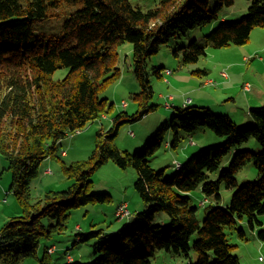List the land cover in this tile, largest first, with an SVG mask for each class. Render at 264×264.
Segmentation results:
<instances>
[{"label":"trees","instance_id":"16d2710c","mask_svg":"<svg viewBox=\"0 0 264 264\" xmlns=\"http://www.w3.org/2000/svg\"><path fill=\"white\" fill-rule=\"evenodd\" d=\"M211 1L162 0L144 11L129 0H0V156L13 174L22 207V214L0 230V264H22L27 257L37 264H54L53 253L48 252L53 246L38 257L40 238L51 239L57 227L63 230L72 210L112 202L108 194H89L92 175L109 161L123 170L135 169V189L147 208L138 212L134 224L115 236L106 235L89 264H152L161 251L187 260L192 250L197 258L191 264H242L225 231L233 230L247 242L245 221L250 229H259V241H264V105L250 109L252 121L245 126L203 106L175 107L172 120H164L137 152L120 150L115 142L121 124L137 122L157 109L148 106L154 89L147 64L169 40L203 28L195 41L173 50L180 63L188 65L207 56L209 49L245 45L255 28H264V0H248V14L238 22L227 21L220 13L234 0H218L213 8ZM66 7L70 10L60 18L64 19L60 34L36 31L37 23L54 19V13L61 14ZM215 21L221 24L206 32ZM125 43L133 46L134 74L141 86L134 97L139 102L136 113L115 117L112 128L99 134L89 159L62 166L63 174L75 180L69 190L47 192L33 203L30 187L42 161L54 157L62 139L110 111L102 94L122 73L117 55ZM62 68L69 69L67 75L54 80L51 76ZM163 70L155 68L160 78ZM206 130L221 141L197 154H183L184 168L177 173L166 176L164 166L157 169L152 164L151 159L177 151L184 138ZM251 139L262 149H247L244 145ZM228 156L229 165L223 167ZM249 164L257 173L250 170L244 176H253L254 181L248 179L233 192L229 207L211 208L201 224L194 193L219 202L222 187L237 188V176ZM168 166L173 168V161ZM162 215L168 221L163 218L161 224L157 219ZM45 220L57 225L45 227ZM77 231L75 244L103 232L85 234L80 226Z\"/></svg>","mask_w":264,"mask_h":264},{"label":"rangeland","instance_id":"374dc122","mask_svg":"<svg viewBox=\"0 0 264 264\" xmlns=\"http://www.w3.org/2000/svg\"><path fill=\"white\" fill-rule=\"evenodd\" d=\"M129 1L135 8L138 7L144 11H148L154 8L159 1L162 0ZM217 1L218 0L211 1V8L215 6ZM249 6L250 1L248 0H234V5L232 7L225 8L220 12L221 17L226 15V19H229L227 21L238 22V20H241L248 14L247 11ZM69 10L70 8L68 7L63 8V13H54V19L37 23L35 25L36 31L48 34H60V27L64 20L60 18L64 15L65 11ZM220 24L221 21H215L212 27L208 25L206 27V32L211 28L216 29ZM214 29H212V31ZM202 31L203 28H197L188 32L187 35H180L169 40L167 44L162 46L161 50L156 53V55L148 60L147 71L154 89V97L148 106L155 105L157 109L150 112L137 122H125L121 124L115 141L116 146L120 150H126L131 153L140 150L143 144L154 135L161 123L172 117L174 108L182 107V104L185 102V104H194L191 106L189 105V108L193 109V107L201 105L202 101H206L207 104H210L211 110L215 113L219 112L218 110L222 105L225 107H238L237 102L239 97L242 96L247 99L252 98L254 95V102L248 107L264 105V101H255L257 100V93L261 91L260 88H262V86L264 87V28H255L251 34L250 41L245 45L239 47L231 46L222 49H209L207 51V56L201 58L198 62L179 66L180 64L176 60L173 50H179L182 47L188 46L191 42L196 40L194 39L195 36L200 37L202 35ZM132 54V44L125 43L118 47V67L121 69L122 73L119 79L116 80V83L111 85L104 94H102V97L104 96L108 99L109 106H107L108 108L111 107L110 111L106 112L100 120L98 119L94 122H90L80 131H76L67 138L62 139L58 143V148H56L57 150L54 157L42 161L43 163L39 167V174L30 187L32 188L33 203H38V201L40 202V200H43L47 192L69 190L71 186L75 184V180H70L71 178L68 177V179L65 174H63L62 166L64 164L71 166V164L76 163V161H85V159H89L95 149L99 134L102 131L106 132L112 128L114 124L113 119H115V117L121 113H127L129 115L136 113L139 102L137 103L134 97L136 94H139L138 92H140L141 86H139V83L135 78L133 68L134 59ZM247 60H249V62H247ZM161 67L164 69L163 79L155 72V68L158 69ZM68 70L69 69L66 68L56 70L51 77L54 80H61L67 75ZM198 70H207L208 74L202 72L198 73ZM224 71L229 72V77L233 80V89L229 90L226 95H222V99H219L216 102V98L219 97L217 94V89L219 87L216 85V87L202 85V80L214 79V81L216 80V83H218L221 79L219 76L222 75V72ZM247 83L251 86V93H246L241 89ZM170 95H173L174 99H171L169 97ZM229 97L234 98L236 102L234 100L226 102L225 100ZM222 114L232 116L234 121L241 126L246 125L241 123L248 119V116L245 113L241 114L238 109H225ZM170 120H172V118ZM171 135L173 134L171 133ZM194 139L199 142H196V147L190 148L191 150L186 153V156L206 150L209 145L215 147L214 144H218L222 138L218 136L216 137V135L210 131L205 133L199 131L194 135ZM181 144L190 145V139L186 138ZM182 145L177 151H167L161 156H158V158L151 159L152 164L157 169L164 166L166 176H171L173 173H177V171L168 166V164L174 159L183 160ZM217 146L219 145H216V147ZM244 146L247 149L255 151L262 149L261 145L254 141V139L249 140ZM63 150L68 152L67 157ZM228 158L229 156L225 158L223 167L229 165V163H227ZM0 159L2 160L3 158ZM250 170L255 174L257 173L253 164L246 166V168H244L237 176L236 180H238V187L234 190H237L245 183V181H248V179L254 181L255 177L253 176L244 179V175ZM9 175L12 179L10 182L12 193L9 202L10 204H14V207L16 208V210L12 209V213L15 216H18L19 214H22V207L19 202H17L18 200L15 195L17 188H14L13 174L9 172ZM137 180L138 174L133 168L123 170L118 168L112 161L104 164L102 168H99L92 175V183L89 185V194H108L111 196L112 202L103 205H86L69 212V217L65 224L66 227L63 230L57 227L51 239H45L44 237L40 238V245L37 252L38 257L43 255L42 252L46 247L53 246L48 252L53 253L54 264H89L94 261L96 256H98L95 249L102 244L105 236L112 234L115 236L122 229L134 224L133 222H135L138 212H142L146 208V204L141 201L139 194L135 189L134 183H136ZM220 194L222 198L226 194H231L232 196V191L226 187H222ZM194 195L195 198L193 199V205H196L198 208V220L202 224L206 213L216 206V199L215 197L207 198L201 192L194 193ZM205 199L208 200L206 205L204 207L199 206L200 201ZM10 204L6 207L9 210L12 208ZM0 205V207H2V204ZM128 205L130 208L129 210L133 213V217L130 220L128 218L123 221L117 220L115 216L116 209H123ZM163 218L166 219V222L168 221L167 216L162 215L158 217L157 222H161L162 224ZM10 220L11 219L4 221L3 216L0 215V230L9 223ZM44 223L45 227L49 225H57V221L55 220H45ZM77 226L82 227L83 233L85 234H92L100 231L103 232L98 236H91L85 243L75 244L76 235L78 234ZM162 226L165 227V225ZM239 228H241L240 224L237 226V229ZM225 232H229V229H226ZM248 237L250 238L249 241L241 243L242 246L239 247L240 250L238 249V254L244 264H247V261L253 264L251 261L252 252L254 251V247L258 248L259 245L255 243V239L252 243V236L249 232ZM196 238L197 236L194 235L192 241L196 240ZM236 239L237 236L234 234V236L230 237V242L233 244ZM252 244H254V246ZM245 245L250 246L241 249ZM66 256L74 258V261L68 262ZM190 258V260L193 261L197 258V255L193 250L190 252ZM151 261L152 264L188 263V260L184 257L176 256L166 251L158 252L156 257ZM22 264H37V261L33 258L27 257Z\"/></svg>","mask_w":264,"mask_h":264},{"label":"crops","instance_id":"0c3cea01","mask_svg":"<svg viewBox=\"0 0 264 264\" xmlns=\"http://www.w3.org/2000/svg\"><path fill=\"white\" fill-rule=\"evenodd\" d=\"M210 30H212V29H210ZM210 30H208V31H210ZM176 60L179 62V64H180L179 66H184V65H182L180 63V59L179 58H176ZM247 62H249V60H247ZM163 76H164V74H163ZM163 76H162V79H163ZM229 76H230L229 72L228 71H224V72H222V75L219 76L221 79H220V81L218 83H216V80L214 81V79H205L204 81L202 80V85L204 84L205 86H214V87L217 86V87H219L217 89L218 90L217 91V94L219 95V97L216 98V102L219 99H222V95H226L229 90H232L233 89L232 88L233 80ZM247 84H245L244 87H242L241 89H243L246 93H251L252 92V90L250 89L251 86L249 88L250 89L249 91H246L244 89ZM263 88H264L263 86H262V88H260L261 91L259 93H257V95H256L257 100H255V101H264V96H263L264 95V89ZM261 94H263V95H261ZM169 97L171 99H174V96L173 95H170ZM253 98H254V95H253L252 98H247V99H245L244 96L239 97V100L237 102L238 103L237 104L238 107H234V106L233 107H225L224 105H222L219 108L218 111L223 113L225 111V109H230V110L238 109V111L241 114L242 113H245L248 116V119L245 122L241 123V124H249L252 121L251 120V117L249 115V111H250V109L253 106H251V107H248V106L251 105V103L254 102L253 101ZM231 100H234V98L229 97L225 101L227 102V101H231ZM234 101L236 102V100H234ZM185 103L182 104V107H185V105H187L186 107H189V105H194V104H185ZM202 106L205 107V108H207V109H210L211 110L210 104H207L206 101H202L201 102V105H198L196 107H202ZM219 112H216V113L214 112V113L215 114H221V115H227L228 116V114H222V113H219ZM230 117L232 118V116H230ZM185 139L186 138H184L183 140L185 141ZM193 140L195 141L194 142L195 144L192 143L191 140H190V145H188V144H183L182 145L181 144L182 145V153L183 154H186L188 151H190L191 150L190 149L191 147H196V145H197L196 142H199V141H196L194 138H193ZM63 152L66 153V157H67L68 156V152L66 150H63ZM0 158H2V157L0 156ZM2 160L0 159V204H2V207H0V215L3 216L4 221H8L9 219H11L12 217L15 216L12 213V209H15L16 210V208L14 207V204H10V202H9L10 199H11V193H12V191H11V184H10V182H11L12 179H11V177L9 175V172L10 171H8V169H7V164H6L5 160H3L4 162ZM9 204H10V206H12V208L10 210L8 208H6ZM245 229L247 231V228L246 227H245ZM251 236H252V234H251ZM242 242L243 241H241V240L238 241V239L235 240V244L234 245H236L237 248H235L234 253L238 255V258H240L241 263L244 264V262L241 260V257H239L240 255L238 254V251L240 250L239 247L242 246L241 245ZM253 242H254V237L252 236V243ZM255 243L258 244L259 246H258V248L254 247V251L252 252V260L251 261H252L253 264H262V262H261V260H259V258H260V256L264 258V242H261V241L259 242L258 239H255ZM254 244H252V245L254 246ZM247 246H250V245H245L241 249H244ZM258 250H259V253H258ZM258 254H260V255H258ZM246 263L247 264H251L248 261ZM263 264H264V262H263Z\"/></svg>","mask_w":264,"mask_h":264},{"label":"bare ground","instance_id":"6f19581e","mask_svg":"<svg viewBox=\"0 0 264 264\" xmlns=\"http://www.w3.org/2000/svg\"><path fill=\"white\" fill-rule=\"evenodd\" d=\"M234 121V120H233ZM235 122V121H234ZM236 123V122H235ZM237 124V123H236ZM238 125V124H237ZM246 125H249V124H246ZM239 126H241V125H239ZM242 126H245V125H242ZM199 132V131H198ZM197 132V133H198ZM204 132H207V131H203V133ZM193 138H194V136H192L191 138H188V139H190L191 140V142L192 143H194L195 141L193 140ZM182 141H184V140H182ZM195 144V143H194ZM180 145H181V142H180ZM182 160H177V159H174L173 160V164H174V167H175V170H181L182 168H184L183 167V163L181 162ZM173 167V168H174ZM248 177L247 176H244V179H247ZM228 189V188H227ZM222 190V189H221ZM229 190H231V189H229ZM232 191V196H233V192H235V190L234 189H232L231 190ZM220 193V192H219ZM232 196H231V194H226V195H224V197L222 198V196H221V200L219 201V202H217L216 201V206H220V207H224V208H227V207H229V205L231 204V200H232ZM202 200V199H201ZM208 202V200L207 199H205V200H203V201H200V203H199V206H201V207H204L205 205H206V203ZM146 208H147V205H146ZM138 211V210H137ZM126 213H127V215L126 216H124V217H122L121 219H126V218H128L129 220L133 217V213L131 212V210H126ZM243 221V219L242 220H239L238 221V223L239 224H241V222ZM242 225L244 226V227H246L247 228V235H248V232L249 233H251L252 234V236L254 237V239H258L259 240V238H257L258 237V230L259 229H255V230H252V229H250L249 228V225H248V223H247V221H245V222H242ZM227 234H228V237L230 238L231 236H234V234L237 236V239H238V241H243V242H246V240H243V239H241V237L237 234V232H235V231H233V230H229V232H227ZM249 237H248V240L247 241H249ZM261 241V240H260ZM259 241V242H260ZM261 242H264V241H261ZM232 244V243H231ZM235 244V241H234V243L232 244V245H234ZM235 246V248H237L236 247V245H234ZM235 248H234V251H235ZM237 255V254H236ZM237 257H238V255H237ZM240 259V258H239ZM188 260V263L187 264H191V262H192V260H190V259H187ZM259 260H261L262 262H264V258L263 257H261L260 256V258H259Z\"/></svg>","mask_w":264,"mask_h":264},{"label":"built area","instance_id":"2783aa9c","mask_svg":"<svg viewBox=\"0 0 264 264\" xmlns=\"http://www.w3.org/2000/svg\"><path fill=\"white\" fill-rule=\"evenodd\" d=\"M250 85L249 84H247L246 86H245V90L246 91H249L250 89ZM126 210H129L128 209V206H126L125 208H123V209H116V217H118V218H122V217H124V216H126L127 215V213H126Z\"/></svg>","mask_w":264,"mask_h":264}]
</instances>
